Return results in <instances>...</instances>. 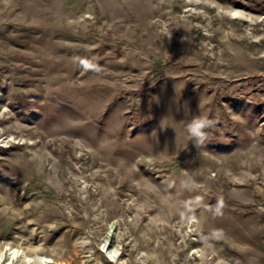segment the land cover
<instances>
[{"label": "rangeland", "instance_id": "rangeland-1", "mask_svg": "<svg viewBox=\"0 0 264 264\" xmlns=\"http://www.w3.org/2000/svg\"><path fill=\"white\" fill-rule=\"evenodd\" d=\"M26 257L264 264V0H0V264Z\"/></svg>", "mask_w": 264, "mask_h": 264}, {"label": "clouds", "instance_id": "clouds-1", "mask_svg": "<svg viewBox=\"0 0 264 264\" xmlns=\"http://www.w3.org/2000/svg\"><path fill=\"white\" fill-rule=\"evenodd\" d=\"M79 59L81 66L85 69H95L96 66L88 59ZM213 121L209 120L207 116L200 114L194 116L191 121L185 124V131L193 138V144L197 149H201L207 140L208 133L207 129L211 128ZM214 209V217L223 215L225 203L223 198H218L214 205L210 206ZM222 230L214 229L209 233L208 237L204 239L207 241L210 238H216Z\"/></svg>", "mask_w": 264, "mask_h": 264}, {"label": "bare ground", "instance_id": "bare-ground-1", "mask_svg": "<svg viewBox=\"0 0 264 264\" xmlns=\"http://www.w3.org/2000/svg\"><path fill=\"white\" fill-rule=\"evenodd\" d=\"M12 251H13V253L14 252H18V249H13L12 248ZM27 258V260L25 261L24 260V264H31V261H32V258L31 257H26ZM1 258H0V262H1ZM44 263H47L48 261L46 260V258H42L41 259ZM6 264H14V261H13V259L12 258H10L9 259V261L6 263Z\"/></svg>", "mask_w": 264, "mask_h": 264}]
</instances>
